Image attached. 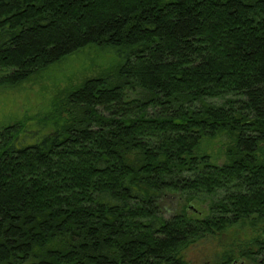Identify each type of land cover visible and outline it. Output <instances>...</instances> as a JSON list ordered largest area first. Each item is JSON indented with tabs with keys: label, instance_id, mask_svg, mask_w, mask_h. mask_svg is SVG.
Returning <instances> with one entry per match:
<instances>
[{
	"label": "trees",
	"instance_id": "trees-1",
	"mask_svg": "<svg viewBox=\"0 0 264 264\" xmlns=\"http://www.w3.org/2000/svg\"><path fill=\"white\" fill-rule=\"evenodd\" d=\"M91 46L121 61L57 94L46 134L0 129V264H191L237 226L217 264H264V0H0V86Z\"/></svg>",
	"mask_w": 264,
	"mask_h": 264
},
{
	"label": "rangeland",
	"instance_id": "rangeland-1",
	"mask_svg": "<svg viewBox=\"0 0 264 264\" xmlns=\"http://www.w3.org/2000/svg\"><path fill=\"white\" fill-rule=\"evenodd\" d=\"M119 61L121 57L117 49L91 46L34 74L17 86H0V129L31 118L26 120L27 129L39 132L40 135L46 134L43 125L36 123V120L49 112L53 98L67 88L79 86L87 78L111 71ZM206 148L214 163L224 162L221 142L215 140ZM163 205L166 212L176 213L182 210L186 202L177 196L168 195ZM201 205L191 204L189 206L192 210L189 211L205 213L207 205ZM250 233L248 226H237L223 234L203 239L187 249L186 260L191 264H217L224 251L244 247ZM236 264L250 262L243 259Z\"/></svg>",
	"mask_w": 264,
	"mask_h": 264
}]
</instances>
